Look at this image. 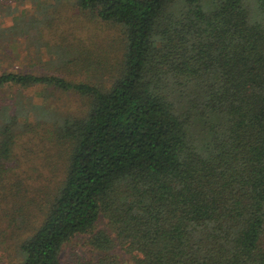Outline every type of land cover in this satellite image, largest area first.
<instances>
[{
    "label": "trees",
    "instance_id": "16d2710c",
    "mask_svg": "<svg viewBox=\"0 0 264 264\" xmlns=\"http://www.w3.org/2000/svg\"><path fill=\"white\" fill-rule=\"evenodd\" d=\"M74 4L120 26V54L100 61L105 78L0 75V89L40 85L87 104L1 123L0 256L64 264L84 234L98 264L119 252L125 264H264V0ZM38 129L67 146L52 189L14 172L19 135Z\"/></svg>",
    "mask_w": 264,
    "mask_h": 264
},
{
    "label": "rangeland",
    "instance_id": "374dc122",
    "mask_svg": "<svg viewBox=\"0 0 264 264\" xmlns=\"http://www.w3.org/2000/svg\"><path fill=\"white\" fill-rule=\"evenodd\" d=\"M120 38V26L81 11L74 0H0V75L21 71L54 74L69 80L105 78L100 61H113L120 54ZM45 110L46 114L54 110L60 117L80 116L87 110L86 99L40 85H7L0 89V125L15 112L19 113L20 122L27 119L35 125L36 117ZM41 133L38 129L37 133L24 131L19 135L14 148L18 163L14 172L33 175L39 189H52L62 179L67 146ZM41 175H50L49 183L41 185ZM105 222L100 220L99 227H104ZM86 240L87 235L79 234L64 245V264H79L80 260L98 264V252ZM15 255L19 254L13 253L11 258L0 256V264H12ZM114 258L113 264L129 262L123 252Z\"/></svg>",
    "mask_w": 264,
    "mask_h": 264
}]
</instances>
